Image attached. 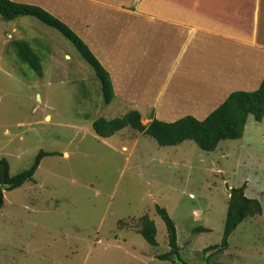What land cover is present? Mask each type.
Instances as JSON below:
<instances>
[{"label":"rangeland","instance_id":"374dc122","mask_svg":"<svg viewBox=\"0 0 264 264\" xmlns=\"http://www.w3.org/2000/svg\"><path fill=\"white\" fill-rule=\"evenodd\" d=\"M14 40L30 43L42 75L18 61ZM107 49L103 65L115 82L112 66L120 65L125 86L114 88L111 103L94 69L59 31L34 17H0V159L15 176L40 151L52 154L33 181L4 191L0 264H180L160 258L170 247L157 206L176 224L182 264H264V118L250 115L240 139L221 141L212 152L192 140L160 146L131 128L99 137V118L137 110L147 123L150 99L126 83L132 70L141 84L156 70L136 52L127 58L125 40ZM181 109L163 111L178 120L189 111ZM243 185L263 213L243 221L228 248L206 251L221 244L230 190ZM144 215L156 224V246L139 233Z\"/></svg>","mask_w":264,"mask_h":264},{"label":"crops","instance_id":"0c3cea01","mask_svg":"<svg viewBox=\"0 0 264 264\" xmlns=\"http://www.w3.org/2000/svg\"><path fill=\"white\" fill-rule=\"evenodd\" d=\"M18 2L38 5L65 22L98 54L102 65L108 46L125 40L127 58L136 52L140 62L156 69L147 78L143 76L144 84L132 70L126 83L150 99L147 123L153 117L177 121L163 110L178 108L182 113L185 106L189 111L181 118L204 120L232 92L254 91L264 79V0ZM119 67L112 66L118 84L112 82L123 92ZM161 69H167L163 76L158 73ZM180 69H189L190 76L180 77Z\"/></svg>","mask_w":264,"mask_h":264},{"label":"trees","instance_id":"16d2710c","mask_svg":"<svg viewBox=\"0 0 264 264\" xmlns=\"http://www.w3.org/2000/svg\"><path fill=\"white\" fill-rule=\"evenodd\" d=\"M20 16L34 17L70 40L83 59L94 69L101 82L105 101L107 103L113 101L115 94L110 73L88 44L70 26L38 5L0 0V17L4 21H13ZM11 46L21 64L26 65L38 75H42L41 60L27 40H14ZM250 115L258 122L264 118V79L259 88L254 91L232 92L204 120L185 116L174 122H165L153 117L151 122L145 125L139 111H130L114 119L99 118L93 122V129L99 137L109 138L125 128H131L147 134L160 146H178L187 140H192L203 151L212 152L217 149L221 141L240 139ZM49 155L52 154L40 151L31 167L15 176H10V165L7 159H0V211L5 205L4 191L13 190L33 181L42 160ZM245 191V185L230 190L222 242L220 245L209 247L206 251L228 248L229 238L237 227L246 219L263 213L261 202L258 199L247 197ZM156 209L165 223L170 247V251L161 255L160 258L182 264L176 224L165 208L157 206ZM140 225L139 233L150 245L156 246L158 242L155 222L148 215H144L140 219ZM199 230L207 231L202 228Z\"/></svg>","mask_w":264,"mask_h":264}]
</instances>
